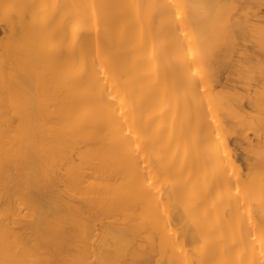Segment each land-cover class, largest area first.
Wrapping results in <instances>:
<instances>
[{
    "label": "bare ground",
    "instance_id": "6f19581e",
    "mask_svg": "<svg viewBox=\"0 0 264 264\" xmlns=\"http://www.w3.org/2000/svg\"><path fill=\"white\" fill-rule=\"evenodd\" d=\"M0 20V264H264V0Z\"/></svg>",
    "mask_w": 264,
    "mask_h": 264
},
{
    "label": "rangeland",
    "instance_id": "374dc122",
    "mask_svg": "<svg viewBox=\"0 0 264 264\" xmlns=\"http://www.w3.org/2000/svg\"><path fill=\"white\" fill-rule=\"evenodd\" d=\"M4 28H5V24L0 20V36L3 35L2 31ZM236 152H239V153L241 152L239 147L237 148ZM240 155H241V153H240Z\"/></svg>",
    "mask_w": 264,
    "mask_h": 264
}]
</instances>
